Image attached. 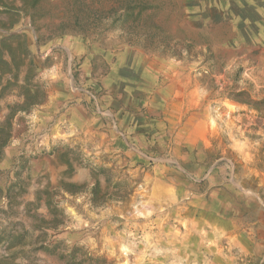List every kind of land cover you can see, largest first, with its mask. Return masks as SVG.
<instances>
[{
  "label": "rangeland",
  "instance_id": "374dc122",
  "mask_svg": "<svg viewBox=\"0 0 264 264\" xmlns=\"http://www.w3.org/2000/svg\"><path fill=\"white\" fill-rule=\"evenodd\" d=\"M13 32L0 264H264V0H0Z\"/></svg>",
  "mask_w": 264,
  "mask_h": 264
},
{
  "label": "trees",
  "instance_id": "16d2710c",
  "mask_svg": "<svg viewBox=\"0 0 264 264\" xmlns=\"http://www.w3.org/2000/svg\"><path fill=\"white\" fill-rule=\"evenodd\" d=\"M15 40L19 41V43L21 45H24L26 47V49H28L27 38H26V35L25 34L23 35V34L14 33V32L13 33H10L9 35L4 36L1 39V42L0 43H3V42L4 43L5 42L11 43L12 41H15ZM254 102L256 104H259V106L257 107V110L261 113L262 116H264V107H260L261 105H264V98H262L260 100H257V101H254ZM258 160H259L258 166L260 168H262L264 166V146L261 149V153L258 156ZM98 187H99V183L94 185L93 190L95 192L98 191ZM71 192H74V191H71Z\"/></svg>",
  "mask_w": 264,
  "mask_h": 264
}]
</instances>
